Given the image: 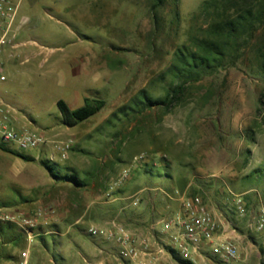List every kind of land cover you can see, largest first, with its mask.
<instances>
[{"label":"rangeland","instance_id":"1","mask_svg":"<svg viewBox=\"0 0 264 264\" xmlns=\"http://www.w3.org/2000/svg\"><path fill=\"white\" fill-rule=\"evenodd\" d=\"M205 1L24 3L19 18L31 22L16 42L27 44L5 64L0 96L19 113L16 129L67 148L63 158L50 145L0 143V207L37 220L31 238L0 223V264H264V22L249 39L210 37L218 18ZM209 37L225 60L172 100L176 51L201 53ZM37 52L91 60L82 78L64 64L41 67ZM75 89L105 105L70 128L57 101L72 104ZM196 196L245 236L235 261L184 259L168 247L162 217Z\"/></svg>","mask_w":264,"mask_h":264},{"label":"built area","instance_id":"2","mask_svg":"<svg viewBox=\"0 0 264 264\" xmlns=\"http://www.w3.org/2000/svg\"><path fill=\"white\" fill-rule=\"evenodd\" d=\"M24 1L0 0V83L7 81L5 63L1 58L5 47L16 52L27 44L16 42L20 31L29 24L27 17L19 18L20 7ZM13 56L16 58L18 55L15 53ZM18 114V111L0 96L1 144H13L22 150H38L50 145L57 151L58 157H66L67 147L59 141L50 140L45 135L30 130L27 126L22 130L16 129L14 124ZM55 158L56 156L52 154L50 160L53 161ZM134 204L137 205V201ZM236 209L239 216H244L246 210L241 198L236 201ZM0 223L16 224L27 232L30 238L33 235V229L37 226V220L11 212L5 207H0ZM160 224L164 232L170 233L173 245H168V247L179 252L178 254L184 259H195L208 254L212 258L219 257L222 262L228 263L239 257L237 245L223 236L221 221L212 215L200 196L184 199L180 212L174 216H163ZM263 227L264 218L260 223V228ZM89 233L96 235L99 230L90 228ZM22 256L26 257V253Z\"/></svg>","mask_w":264,"mask_h":264},{"label":"trees","instance_id":"3","mask_svg":"<svg viewBox=\"0 0 264 264\" xmlns=\"http://www.w3.org/2000/svg\"><path fill=\"white\" fill-rule=\"evenodd\" d=\"M161 6L163 0H156ZM234 5V13L225 11L227 5ZM207 10H212L217 18L209 27L208 35L220 36L228 40H244L252 37L253 32L264 22V0H207L204 3ZM209 38L199 41L201 53L192 49L180 48L175 53V63L170 72L180 81L172 90L171 98L175 100L190 81L206 74L208 70L223 63L226 50L218 42ZM143 102H148L145 97ZM104 101L85 99L83 107L71 110L64 100L57 102L62 122L73 128L96 115L103 107Z\"/></svg>","mask_w":264,"mask_h":264},{"label":"crops","instance_id":"4","mask_svg":"<svg viewBox=\"0 0 264 264\" xmlns=\"http://www.w3.org/2000/svg\"><path fill=\"white\" fill-rule=\"evenodd\" d=\"M26 1L27 0H25L21 4L20 11H21L22 6H24V3H25V6H26ZM27 18L29 19V23H30L31 19L29 17H27ZM24 32H25V27L20 31V35H23ZM18 51L13 52L10 48L5 49L3 51V53H2V55H1V58H2L3 62L5 64L12 65V62H13V59H14L13 55L16 53L19 56V54L21 53V52L19 53ZM34 57H39L40 58V62L39 63L41 65V67H45V66H49V65L64 64L67 68H69V69L72 68L74 70L73 71V75H76L75 70H78L79 72H77L78 73L77 75L79 77L83 76L82 75L83 74L82 71L85 68L84 63H86V61H88V60L89 61L91 60L89 58L86 59V56L77 55L76 53L66 54V55H62V56H56L54 54L42 56V54L40 52H37L34 55ZM77 62H79V64H76ZM82 78H80V79H82ZM89 95L90 94L85 89H75L74 92H73L72 104L68 105L69 108L71 110H76L78 108L83 107L84 104H85V99L89 98ZM9 211L16 212L15 209H10V208H9ZM219 220L221 221V230H222L223 236L226 239H229V240L233 241L237 245V247L239 249H241V244H242L241 240L243 238H245V236H241L239 234V232H237V230L233 229L234 227H233L231 222H228V221H226L224 219H220V218H219Z\"/></svg>","mask_w":264,"mask_h":264}]
</instances>
